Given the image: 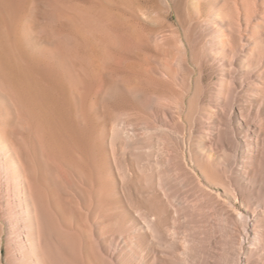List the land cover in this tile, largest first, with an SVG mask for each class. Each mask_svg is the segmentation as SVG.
<instances>
[{"label":"bare ground","instance_id":"obj_1","mask_svg":"<svg viewBox=\"0 0 264 264\" xmlns=\"http://www.w3.org/2000/svg\"><path fill=\"white\" fill-rule=\"evenodd\" d=\"M0 264H264V0H0Z\"/></svg>","mask_w":264,"mask_h":264},{"label":"rangeland","instance_id":"obj_2","mask_svg":"<svg viewBox=\"0 0 264 264\" xmlns=\"http://www.w3.org/2000/svg\"><path fill=\"white\" fill-rule=\"evenodd\" d=\"M170 20L173 23H178V14L175 11L170 12ZM190 67L193 70V87L188 94V102L192 99L196 101H207V92L218 81L217 73L212 72L208 67L198 68L193 62H190Z\"/></svg>","mask_w":264,"mask_h":264}]
</instances>
